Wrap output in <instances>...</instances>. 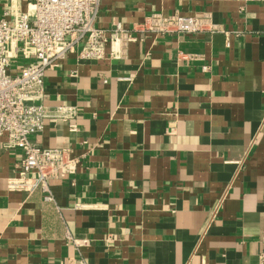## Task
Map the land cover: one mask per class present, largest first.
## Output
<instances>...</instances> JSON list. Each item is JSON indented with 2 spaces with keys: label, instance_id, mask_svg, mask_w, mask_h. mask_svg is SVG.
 <instances>
[{
  "label": "crops",
  "instance_id": "crops-1",
  "mask_svg": "<svg viewBox=\"0 0 264 264\" xmlns=\"http://www.w3.org/2000/svg\"><path fill=\"white\" fill-rule=\"evenodd\" d=\"M174 12H209L219 31L135 32L122 58L73 52L45 71L44 103L74 113L29 139L79 163L45 202L9 188L21 152L0 138V264H258L264 2L105 0L95 24ZM66 230L90 242L77 250Z\"/></svg>",
  "mask_w": 264,
  "mask_h": 264
},
{
  "label": "built area",
  "instance_id": "built-area-1",
  "mask_svg": "<svg viewBox=\"0 0 264 264\" xmlns=\"http://www.w3.org/2000/svg\"><path fill=\"white\" fill-rule=\"evenodd\" d=\"M103 1L0 0V138H5V146L21 152L17 174L9 180L11 189L40 190L43 201L52 202L49 182L77 170L79 160L69 148L43 147L29 139L42 130L46 119L64 121L73 116L74 107L43 101L45 71L58 60L73 52L77 60L122 58L127 45L138 39L135 32L219 31L209 12L191 16L152 13L132 26L116 22L109 28L98 27L95 21ZM69 128L74 130V125ZM65 242L79 250L90 240L66 230ZM258 246V264H264V230ZM65 264L91 263L79 253Z\"/></svg>",
  "mask_w": 264,
  "mask_h": 264
}]
</instances>
